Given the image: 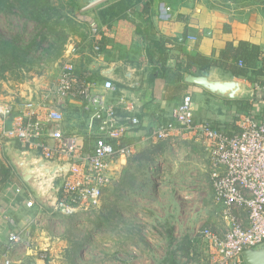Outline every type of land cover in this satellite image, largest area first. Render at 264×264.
I'll use <instances>...</instances> for the list:
<instances>
[{
    "label": "rangeland",
    "instance_id": "374dc122",
    "mask_svg": "<svg viewBox=\"0 0 264 264\" xmlns=\"http://www.w3.org/2000/svg\"><path fill=\"white\" fill-rule=\"evenodd\" d=\"M188 1L195 6L202 0ZM206 1L208 7L221 4ZM222 1L230 2L223 7L231 8L242 23L252 22L257 32L264 31V0ZM144 2L103 0L87 7L82 0H52L57 20L43 29L34 21L25 0H0L2 35H20L26 44L35 38L38 42L0 78V101L17 103L23 97L43 96L57 85L68 62H73L80 73L94 72V62L119 63L122 69L119 78L113 79L116 85L135 76L138 83L126 86L150 94L147 82L153 67L145 53L146 38L136 28L138 24L144 26L140 14ZM184 17L189 18V13L179 14V19ZM93 20L98 24L97 35L90 23ZM64 35L68 39L63 50H52L50 43ZM4 67L0 59V70ZM239 79L250 84L243 77ZM186 95L193 98L195 116L204 114L223 121L231 115L192 90ZM155 129V125L150 128L148 139L128 136L134 153L115 159L98 203L73 216L59 214L55 206L49 209L44 218L33 221V243L22 249L36 251L41 258L47 253L46 263L57 258L61 264H201L206 249L201 230L211 226L223 231L227 227L223 206L214 196L211 161L203 147L189 141L171 147L166 141L152 140ZM91 145L92 141L85 142L84 153ZM27 195L29 206L39 208L34 195ZM20 198L25 201L27 197ZM18 199L13 205H21ZM50 215L56 218L54 226L47 221ZM53 243L59 257L53 256Z\"/></svg>",
    "mask_w": 264,
    "mask_h": 264
},
{
    "label": "built area",
    "instance_id": "2783aa9c",
    "mask_svg": "<svg viewBox=\"0 0 264 264\" xmlns=\"http://www.w3.org/2000/svg\"><path fill=\"white\" fill-rule=\"evenodd\" d=\"M90 23L97 35L98 24L95 20ZM187 39L197 37L188 35ZM95 48L99 50L100 45ZM239 66L244 67L242 60ZM117 88L113 79L100 82L92 73H80L73 62H68L57 85L43 96L23 97L17 103L0 101V162L4 160L3 145L11 140L47 160L71 164L54 207L63 216L76 215L98 203L115 159L134 153V147L124 141L140 120L121 118L118 104L108 95ZM251 88L253 99L264 101V75ZM69 99L80 100L89 116V127L97 124L99 128L86 153L79 135L64 132L63 107ZM194 112L192 96H184L172 108L170 120L160 124L151 139L166 141L171 147L180 139L204 146L212 165L215 200L223 206L227 227L223 231L211 226L201 230L206 245L201 264H243L244 251L264 242V119L249 113L239 116L236 129L226 132L208 121H195ZM16 191L20 193L21 187ZM241 213L246 214L245 220ZM3 218L11 230L8 242L0 246V261L12 264L15 245H32L33 222L21 225L7 213ZM47 257V253L42 255V259Z\"/></svg>",
    "mask_w": 264,
    "mask_h": 264
},
{
    "label": "crops",
    "instance_id": "0c3cea01",
    "mask_svg": "<svg viewBox=\"0 0 264 264\" xmlns=\"http://www.w3.org/2000/svg\"><path fill=\"white\" fill-rule=\"evenodd\" d=\"M214 1L221 2V4L218 5L213 3L215 6H217L215 8L208 7L206 0H202L195 6H193V3L191 1L190 3L188 0H174V3H171V5L170 3H167L166 0H153L151 8V22L154 25L155 31L157 32V35L154 38H178L180 40L183 37L184 31L187 29V36H196L197 40L186 39L184 43L186 52L192 55L199 53L206 56L207 58H213L215 60H219L220 53L226 47L228 42H233L235 46H238L240 41H247L252 44L259 45L261 47V51L264 52V31L257 32L255 28H253L252 22L248 24L242 23V21H240L239 18L235 16V13L233 10H231V8H224V5H229V1ZM182 13L185 15L186 13H189V18L184 17V20L179 19V14ZM178 58H180L178 51L172 50L169 53L168 66L170 68H175ZM181 60L183 62V70L186 71L184 73L185 75L188 73L187 59L184 58ZM239 60H237L238 65ZM113 64L115 63L112 62L110 65L105 63L102 65L94 62L91 64V69H93L95 72H92V75L102 82L106 79L102 76V71L111 67ZM245 64H249L251 69H257L263 66V60L262 57H259L257 59L250 60L248 63H244V66ZM150 65L154 70V66L151 63ZM120 69H122V67L119 65L111 75V79H116V77L119 78ZM153 70L150 76H148L149 78L147 82V85L149 82L151 85L150 94L143 93V90L141 92L136 90L132 91V89L126 86H134L135 83H138L134 80L135 76L133 77L132 81H128L131 83L121 80V84L117 86V91L115 93L111 92L108 94L110 99L118 104L121 118L137 117L140 120L139 129L137 130L134 128L130 130L127 137L129 135L133 137L143 136L144 139H148V132L150 128L155 125L157 129L160 124L169 121L172 108L183 99L182 97H184L182 96L175 99H166L165 95L167 90V82L161 78L152 80ZM210 78L240 80L239 77H234L231 73L226 72L219 65L210 68ZM256 79L261 81L263 76H257ZM249 83V85L247 83L246 84L252 87V83ZM186 84L188 85L186 87V92L192 90L196 93V95L201 96L207 101L213 102L214 104L220 106L222 111L224 108L227 113H231V115L226 116L223 121L218 119H208L204 114L200 116H194L195 121H208L217 128H221L226 132H232L237 127L236 125L239 116L249 113L255 115L259 119H264V101L261 99L254 100L253 97L242 99L249 101V104H251L250 111L246 113L243 111L244 109L241 103L216 96L201 86L188 83ZM121 98L124 100L121 101ZM194 109L197 111V108ZM63 112L65 116L64 132L75 133L79 135L80 142H82L83 145L85 142L89 141H92L93 145L95 140L94 138L99 135V128L97 124L93 128L89 127V116L84 111L82 102L77 99H69L63 107ZM68 116L72 117V120H69ZM11 122L12 121H10V124ZM179 141H189L195 145L204 147L203 145L195 143V141L189 139H180ZM12 143L22 152H34L24 149L19 143L18 144L20 147H18L16 145L17 142L12 141ZM92 145L90 147H92ZM1 162L11 167L13 172L12 181L9 182L7 187L0 192V246H3L8 242V235L11 230V227L3 218L4 214L7 213L14 216L21 225H24L30 221L35 222L40 218H44L49 210L41 207L40 205L39 208H33L32 206H29L30 201L28 199L29 195H27V193L30 194V197L31 195L33 196V193L16 174V171L6 156L5 151L4 160ZM18 187H21L22 189L20 193L16 191ZM19 195L21 197H27L26 200L23 201L22 198H20L22 200L21 201L18 199ZM15 199H18V204L21 205H13ZM51 213L54 212L52 211ZM240 218L245 220L246 214L241 213ZM47 221L54 226L56 223V218L55 216L50 215L47 217ZM22 248L23 245L14 246L12 253V264H47L44 259L37 256L36 251H32L30 253L29 248L26 250ZM53 256L59 257L58 250L55 248L54 243ZM0 264L3 263L0 261ZM48 264H61V262L57 258H54L52 262H49Z\"/></svg>",
    "mask_w": 264,
    "mask_h": 264
},
{
    "label": "trees",
    "instance_id": "16d2710c",
    "mask_svg": "<svg viewBox=\"0 0 264 264\" xmlns=\"http://www.w3.org/2000/svg\"><path fill=\"white\" fill-rule=\"evenodd\" d=\"M51 1L52 0H25V4L31 6L32 8L34 21L40 24L43 29L51 27L49 24L51 22L55 23L57 20L56 14H53L52 10L54 12L58 11L55 6L51 5ZM152 3L153 0H145L143 3L140 14L145 26L143 27L141 24H138L136 25V28L137 32L139 34H143L146 38V55L149 62L154 66L152 80L161 78L167 82L165 95L166 99H175L185 96L187 93L186 87L188 85L184 82V73L186 71L183 70V62L181 60L184 58L187 59L188 73L199 74L203 70L219 65L226 72L231 73L234 77H243L252 84L259 81L256 79L257 76L264 75V52L261 51V47L257 44L240 41L238 46H235L233 42H228L226 47L221 51L219 60H215L213 58H207L199 53L192 55L186 52L184 43L187 39V29L184 31L183 37L180 40L178 38H154L156 37L157 32L151 22ZM46 37L44 41L48 42L49 38ZM67 39V35L58 39L56 37L53 42L50 43L52 50H63ZM23 41L24 40L20 37V35H16L12 38H5L0 32V59L3 61L5 66L0 70V78L5 77L4 75L8 71L13 70L11 65L19 63L26 50H31V47L38 43L37 38L27 44ZM172 50L178 51L180 55V58L177 59L175 68H170L168 66L169 53ZM259 57H262L263 66L257 69H251L249 64H245L244 67H240L237 62V60L240 59L243 60L244 63H248L250 60L257 59ZM232 101L241 103L243 105V111L246 113H248L251 109V104H249V101L247 100ZM139 125L134 128L138 130ZM127 138L128 137L125 138L124 144H128ZM16 145L20 147L18 143H16ZM12 178V168L0 162V192L7 187L8 183L12 181ZM171 264L177 263L173 261Z\"/></svg>",
    "mask_w": 264,
    "mask_h": 264
},
{
    "label": "water",
    "instance_id": "95a60500",
    "mask_svg": "<svg viewBox=\"0 0 264 264\" xmlns=\"http://www.w3.org/2000/svg\"><path fill=\"white\" fill-rule=\"evenodd\" d=\"M82 1L87 7H91L103 0ZM118 66L119 63H115L103 70L102 76L111 78ZM184 82L201 86L212 94L228 100H242L253 96L252 88L243 81L210 78V68L199 74H185ZM4 151L16 174L33 193L37 203L48 210L53 208L71 164H57L38 153L22 152L12 141L4 143ZM243 259L245 264H264V242L245 250Z\"/></svg>",
    "mask_w": 264,
    "mask_h": 264
}]
</instances>
